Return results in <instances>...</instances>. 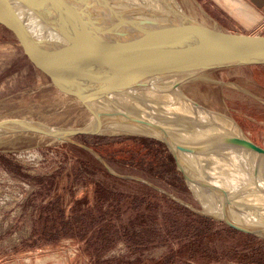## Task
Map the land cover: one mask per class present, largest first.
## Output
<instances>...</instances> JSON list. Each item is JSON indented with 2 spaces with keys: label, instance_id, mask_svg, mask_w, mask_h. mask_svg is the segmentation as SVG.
<instances>
[{
  "label": "rangeland",
  "instance_id": "rangeland-1",
  "mask_svg": "<svg viewBox=\"0 0 264 264\" xmlns=\"http://www.w3.org/2000/svg\"><path fill=\"white\" fill-rule=\"evenodd\" d=\"M120 98L134 114L176 128L173 136L204 128L199 112L225 134L264 147V67L149 80ZM6 117L73 128L90 114L31 71L13 35L0 26V119ZM73 139L115 173L142 178L196 209L204 207L191 182L202 187V178L222 184L237 179L228 153L197 157L202 176L195 167L182 173L161 141L122 123ZM259 174L264 180V158ZM230 201L264 220L259 186ZM197 215L142 181L112 175L73 143L0 136V264H264V237L210 218L214 222L204 226Z\"/></svg>",
  "mask_w": 264,
  "mask_h": 264
},
{
  "label": "water",
  "instance_id": "water-1",
  "mask_svg": "<svg viewBox=\"0 0 264 264\" xmlns=\"http://www.w3.org/2000/svg\"><path fill=\"white\" fill-rule=\"evenodd\" d=\"M156 1L158 6L123 0H41L40 4L0 0V26L13 35L28 68L78 100L90 114L84 125L73 128L1 118L0 136L35 134L73 143L93 154L112 175L142 181L198 215L264 237L225 216L196 209L142 178L115 173L96 151L73 139L96 134L104 125L122 123L161 141L182 173L192 168L184 161L187 155L227 147L264 158V147L245 139L227 134L179 139L172 135L176 129L172 126L156 124L121 106L103 104L149 80L180 81L220 68L264 65V32L207 25L186 14L176 0Z\"/></svg>",
  "mask_w": 264,
  "mask_h": 264
},
{
  "label": "bare ground",
  "instance_id": "bare-ground-1",
  "mask_svg": "<svg viewBox=\"0 0 264 264\" xmlns=\"http://www.w3.org/2000/svg\"><path fill=\"white\" fill-rule=\"evenodd\" d=\"M16 1H22L26 2V0H16ZM28 1V0H27ZM41 0H29L32 4H40ZM48 1V0H44ZM125 2H134L139 3L140 5L144 4L147 6L155 5L158 6L156 0H123ZM28 16L36 17L35 15L28 13ZM135 88V87H134ZM134 88L128 89L127 92L132 91ZM111 100H106L103 104L107 106H121L122 108H125L123 105L120 95H114L110 98ZM123 104V105H122ZM101 107V106H99ZM191 114V113H190ZM199 118L203 123L206 125L203 126L204 128H198L197 133L188 135V136H179L176 138H182V139H196V138H204V137H212V136H219L223 135L226 132L224 129L218 126L212 125V123L209 124L210 121V115L207 113L199 115V112L197 113ZM193 115V114H192ZM147 118V117H144ZM148 120L163 125L157 120L147 118ZM225 132V133H224ZM217 152H225L230 155V157L233 159L234 166H235V176L236 180L234 181H223L222 183H218L214 180L202 178L203 180L202 187H199L194 181L191 182L192 189L195 193V195L200 199L202 206L204 207V211L210 214H213L218 217H227L229 218V221L240 225L244 227L251 228L255 231H258L259 233L264 234V223L261 224L258 220V217L254 216L251 212H245V214L241 213L240 208L236 206L233 202L230 200L234 198L235 196H239L240 194L247 192L251 188H254L256 185L260 188H264L262 184H264V180L260 178L259 174V166H260V160L261 157L258 158L255 153H252L251 151L242 149V148H235V147H227L222 149H217L214 151H211V153H217ZM210 153V152H207ZM203 154H189L185 157L184 161L191 165L192 169L195 167V171L198 173V176H202L198 170V162L195 160L197 157ZM256 168V171H255ZM255 171V174H254ZM221 187L219 188V185ZM209 185H213V190H210ZM216 188V189H215ZM205 207L207 209H205Z\"/></svg>",
  "mask_w": 264,
  "mask_h": 264
},
{
  "label": "crops",
  "instance_id": "crops-1",
  "mask_svg": "<svg viewBox=\"0 0 264 264\" xmlns=\"http://www.w3.org/2000/svg\"><path fill=\"white\" fill-rule=\"evenodd\" d=\"M176 1L186 14L207 25L231 31L264 32V0Z\"/></svg>",
  "mask_w": 264,
  "mask_h": 264
},
{
  "label": "trees",
  "instance_id": "trees-1",
  "mask_svg": "<svg viewBox=\"0 0 264 264\" xmlns=\"http://www.w3.org/2000/svg\"><path fill=\"white\" fill-rule=\"evenodd\" d=\"M257 67H264V65H256ZM197 219L199 220V222L201 223V224H203L204 226H206L208 223H211V222H214V221H212V220H210V219H208V218H205V217H201V216H199V215H197ZM229 229H231L230 227H229ZM250 236V235H249ZM251 237H253V238H256V237H254V236H251ZM261 261H262V263H264V258H262L261 257ZM245 263V262H244ZM247 263V262H246Z\"/></svg>",
  "mask_w": 264,
  "mask_h": 264
}]
</instances>
